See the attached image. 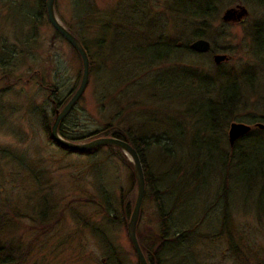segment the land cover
Returning a JSON list of instances; mask_svg holds the SVG:
<instances>
[{
    "label": "rangeland",
    "instance_id": "rangeland-1",
    "mask_svg": "<svg viewBox=\"0 0 264 264\" xmlns=\"http://www.w3.org/2000/svg\"><path fill=\"white\" fill-rule=\"evenodd\" d=\"M209 1L217 13L206 21L205 38L229 56L219 65L211 53H185L181 47L193 38L191 25L200 22L182 9H205ZM36 3L0 0V237L13 239L20 249L28 246L25 260L33 264H108V241L122 264H138L128 220L118 219L123 195L129 192L133 206L136 192L128 156L115 145H99L91 153L66 149L51 141L43 126L41 110L51 128L58 108L42 84L59 85L61 95L75 90L82 63L46 15L38 16ZM237 4L248 14L240 22L224 21L223 11ZM54 9L90 57L87 85L64 122L68 132L88 134L118 122L143 138L160 136L159 144L145 149V162L174 209L172 232L188 236L181 250L192 254V264H264V188L234 168L223 171L215 158L219 151H232L231 121L264 133L255 125H264V0H55ZM158 34L163 41L174 40L178 50L148 62L166 51L153 44ZM226 70L228 76L215 75ZM244 75L253 82L252 88L241 83L245 106L211 132L205 126L207 101L217 99L221 80ZM211 77H217L215 87L207 90ZM198 154L196 162H203L193 167L192 177L187 169ZM257 161L262 163L251 158L250 165ZM225 184L229 205L221 197ZM158 227L146 188L136 224L139 244L155 248ZM236 236L249 237L253 249L242 247L236 254ZM171 260L166 254L163 264Z\"/></svg>",
    "mask_w": 264,
    "mask_h": 264
},
{
    "label": "trees",
    "instance_id": "trees-1",
    "mask_svg": "<svg viewBox=\"0 0 264 264\" xmlns=\"http://www.w3.org/2000/svg\"><path fill=\"white\" fill-rule=\"evenodd\" d=\"M36 5H37L38 16L41 18L42 16L46 15L45 0H37ZM182 11L183 13H187V15L191 16V18L193 19L197 18L198 21H200L198 24H196L197 27H192L191 25V29L189 33L191 37H193L192 40L199 38V37H203V38L207 37L204 26L206 25V23H208L206 22L207 19L212 18L216 15L217 12H216L215 5L210 3L209 1L205 9H200V10L198 9L197 11H192V12H187L182 9ZM185 22H186L185 25L190 27V21L186 20ZM55 32L59 34L56 30ZM154 39H155V41L153 42L154 46L165 47L166 51H164V53L154 54L148 59V62L155 63L157 61L163 60V58L167 59L171 56L170 54L172 52H175L178 50V46L176 43H174V40L169 41V42L163 41L162 36L160 34H158V36H155ZM192 40L186 42L185 44H182L181 47H182V50L185 51V53H191V54L195 53L199 55H202L204 53H211V54L217 53L215 48L212 46L208 52L198 53V52L193 51L189 47V44L191 43ZM80 42L82 43V45L87 51L86 44L82 40H80ZM166 56L168 57L166 58ZM224 62L225 61L221 62L220 64ZM216 65H219V64H216ZM185 67L192 69L189 66H183V68ZM225 72H227V75L224 74ZM222 74L228 76L229 75L228 70L222 73L218 72V74H215V75L220 76ZM239 78L240 79H238L237 81L235 80V78H232L230 81H227L229 78H226L225 80H221L222 81L220 82L221 84L219 83L218 85L219 87L217 91L218 93L217 99L216 100L209 99L207 101L208 102L207 104L209 105L210 109L208 108V110L205 112L206 114L204 115V118L207 121L205 126L211 132L216 133V130H218L222 126H226L229 121L237 118V115H238L237 110L245 106V101H244L245 98L243 96L244 94L241 88V83L244 84L246 87L252 88L253 82L251 79L247 78V76L245 75ZM216 79L217 77L216 78L211 77V79H208V83L205 85L206 86L205 89L209 90L210 88L212 89L213 87H215L213 84ZM42 85L48 91V97L50 98L49 99L50 102L53 104L55 108H58V109H61L64 106V104L73 94V91H75L73 89V90H70L67 94L61 95L59 91L60 90L59 85H56V84H52V85L42 84ZM72 109L64 118L61 119L58 125V132L64 138L71 140V141H80L85 138L92 139L96 136H111L112 135V136L122 138L128 141L138 152V155L142 161L144 177H145V184L147 188V195L154 202L156 211L158 213V221H159L158 231L153 235L155 236V240L157 242L155 248L149 249V247L146 248L144 246H141L140 244L142 251L146 259L148 260L149 264H163L164 256L166 254H169V258L172 259L171 264H192L193 263L192 254H190L187 249H185L184 252L181 250L182 248H184L183 242L186 239L188 240V238H186L188 236L185 233L174 234L172 232L173 226H171L172 225L171 218L173 217L174 209L169 207L168 198H165L163 196L164 190L159 188L158 186L159 184L158 177L154 176L153 172L149 170V166L145 162L146 160L145 159V149L152 143L159 144L158 140L160 136L157 135V136H154L153 138L150 136L148 138H143L142 136L137 135V133L129 125L120 126L119 125L120 123L118 122L117 123H112V122L107 123L105 126H103L104 128L94 131V132H90L88 134H78V135L70 134V132H68L69 127L65 126L64 122L66 121V119H68L71 116ZM40 114L42 115L43 126L47 130L48 138L54 142V140L50 136V131H49L50 120L48 119L45 110H41ZM167 138L170 139L168 136ZM200 139H201V142H204L203 140L204 137L201 136ZM214 140H215L214 143L216 145L215 147H217V141L216 139ZM170 142L173 143L171 140ZM239 142L240 144H238ZM167 143H164L163 145H161V147L164 148V146ZM97 147L86 150V151H79V152L80 153H91ZM231 147H232L231 149L232 151L230 155H224L222 154L221 151H219L218 157H215L217 158V160H219L220 163L221 162L223 163V167H222L223 171H225V168L227 167L230 169V171H232V169L234 168L238 171L237 174L238 173L239 175L245 174L246 177L248 175L250 183L251 182L253 184L257 183L259 184L260 189H263L264 188V133L261 132L260 135H257V133H253L251 129L246 134L237 138L234 141L233 145H231ZM121 155L122 154L120 152V156ZM197 158L200 159L199 154L198 156H196L195 159H192L193 162H191L190 167L187 169L188 171H190L189 174L192 177L194 176L193 167L197 169L196 165L198 163H201L200 161L203 162L202 158H201L202 160H200L199 162L198 161L196 162ZM251 158L256 159V160L258 158H261L262 163H259V161H257L258 163L256 165L251 166L250 165ZM185 159L189 160L188 156ZM123 161L125 160L123 159ZM131 167H132V163H131ZM176 171L177 170H175L174 172ZM132 173H133V168H132ZM132 178L136 186L134 174H132ZM235 178L238 179V176L236 175ZM227 187H228L227 184H225L223 187L224 193H223V196H221L223 201L226 202V204L228 203V199H226L228 194L226 195V193H228V189H229ZM179 192L183 193V189H180ZM130 195H132V193ZM129 197L130 196L128 192L125 196L123 195L121 199L120 212L118 215V219L124 220V222L128 220L130 212H131V208H132V202H130ZM134 198H135V193H134ZM103 209H104L103 211L106 216V206ZM107 215L109 217L110 222L115 221V218H116L115 215H113L109 211H107ZM222 217H223L224 222L228 220L227 218L228 215L226 211L224 212ZM0 228H1V224H0ZM101 234L104 237V231H101ZM230 237L233 238L232 236ZM236 237L239 238V236H236ZM247 238H248L247 240L246 239L242 240L241 238L236 239L235 240L236 244L233 242L232 250L236 254L241 252L242 247H245L246 250H249V251L253 249L254 247L253 242L250 241L249 237ZM240 240L243 241L244 243L241 242ZM108 242L110 245V251L108 252L109 253L108 254V264H113V263L122 264L121 260L118 257V253L114 251L113 246L110 243L111 241H108ZM26 249H28V246H21V249H20L19 244H17L13 239L4 240V239H1L0 237V264H33L25 260L26 259L25 257H27V252H28L26 251Z\"/></svg>",
    "mask_w": 264,
    "mask_h": 264
},
{
    "label": "water",
    "instance_id": "water-1",
    "mask_svg": "<svg viewBox=\"0 0 264 264\" xmlns=\"http://www.w3.org/2000/svg\"><path fill=\"white\" fill-rule=\"evenodd\" d=\"M54 1L55 0H45L46 17L53 28L61 36H63L66 41L78 52L82 63V74L80 82L71 97L67 100V102L61 109L56 110V115L50 128L51 136L57 145L72 151H86L99 145H115L118 146L128 156V159L132 163L133 167V174L136 182V192L130 216L126 223V232L133 246L138 264H149L136 236V224L146 191L142 161L136 149L128 141L114 136H101L84 142H72L66 140L58 133L57 129L61 119L70 112L87 85L90 63L87 51L80 40L74 34H72L58 19L54 9ZM246 12L247 10L243 5L229 7L223 11L222 19L224 21H229L233 18L239 19L241 15H244ZM189 47L195 52L204 53L208 52L211 49V43L208 39L199 37L192 40L189 44ZM227 59H229V56L225 53L217 52L212 54V60L215 64H220ZM255 125L260 128H264V125L261 123H257ZM251 129L252 126L249 124H245L239 121H231L227 133L230 145H232L237 138L246 134Z\"/></svg>",
    "mask_w": 264,
    "mask_h": 264
},
{
    "label": "flooded vegetation",
    "instance_id": "flooded-vegetation-1",
    "mask_svg": "<svg viewBox=\"0 0 264 264\" xmlns=\"http://www.w3.org/2000/svg\"><path fill=\"white\" fill-rule=\"evenodd\" d=\"M238 5V4H237ZM247 10V9H246ZM246 14H248V11L244 14V15H241V17L239 18V19H236V18H233L234 19V21H237V20H239V22L241 21V20H243V19H241L243 16H245ZM236 17V16H235Z\"/></svg>",
    "mask_w": 264,
    "mask_h": 264
}]
</instances>
